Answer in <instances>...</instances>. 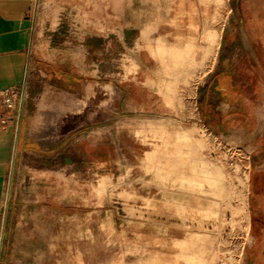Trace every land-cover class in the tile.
I'll list each match as a JSON object with an SVG mask.
<instances>
[{
  "label": "crops",
  "instance_id": "obj_1",
  "mask_svg": "<svg viewBox=\"0 0 264 264\" xmlns=\"http://www.w3.org/2000/svg\"><path fill=\"white\" fill-rule=\"evenodd\" d=\"M244 3V16H264V0ZM229 4L0 0V264L170 254L172 237L154 230L162 221L143 212L144 185L129 182V143L143 145L152 118L242 139L244 264H264V74L240 65L264 54V22L248 24L247 39L232 36ZM7 95L14 110L2 107ZM99 98L101 112L123 121L116 142L111 119L81 124Z\"/></svg>",
  "mask_w": 264,
  "mask_h": 264
},
{
  "label": "rangeland",
  "instance_id": "obj_2",
  "mask_svg": "<svg viewBox=\"0 0 264 264\" xmlns=\"http://www.w3.org/2000/svg\"><path fill=\"white\" fill-rule=\"evenodd\" d=\"M244 1L230 0L226 13L227 22L237 29L231 34L238 39L248 37V24L253 20L264 22V16H244ZM257 61L240 65L244 70L255 66L264 74L263 53ZM104 105L100 98L95 101L85 114L90 118L84 115L81 124L96 127L111 119L110 131L116 142L123 121L101 112ZM236 138L211 134L203 128L174 127L152 118L146 122L143 145L129 143V182L144 185L147 202L143 212L159 217L162 223L154 230L172 237L170 254H148L144 264H244L250 245L248 149L240 144V137ZM142 148L147 153L138 158ZM136 195L131 192V205ZM137 210L129 208L130 221L137 217L133 214ZM132 258L130 263L134 264ZM117 264H127V259L121 257Z\"/></svg>",
  "mask_w": 264,
  "mask_h": 264
},
{
  "label": "built area",
  "instance_id": "obj_3",
  "mask_svg": "<svg viewBox=\"0 0 264 264\" xmlns=\"http://www.w3.org/2000/svg\"><path fill=\"white\" fill-rule=\"evenodd\" d=\"M2 107L8 111L14 110L15 104L11 101L8 95L5 96L3 103H2Z\"/></svg>",
  "mask_w": 264,
  "mask_h": 264
},
{
  "label": "bare ground",
  "instance_id": "obj_4",
  "mask_svg": "<svg viewBox=\"0 0 264 264\" xmlns=\"http://www.w3.org/2000/svg\"><path fill=\"white\" fill-rule=\"evenodd\" d=\"M247 39V38H246ZM248 45V44H247Z\"/></svg>",
  "mask_w": 264,
  "mask_h": 264
}]
</instances>
